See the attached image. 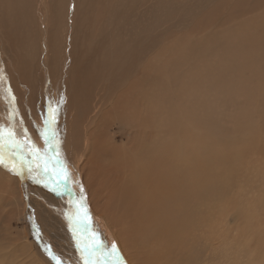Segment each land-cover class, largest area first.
Segmentation results:
<instances>
[{
    "label": "bare ground",
    "instance_id": "1",
    "mask_svg": "<svg viewBox=\"0 0 264 264\" xmlns=\"http://www.w3.org/2000/svg\"><path fill=\"white\" fill-rule=\"evenodd\" d=\"M96 1L104 4L97 8L99 23L112 22L109 4L113 0H0V127L12 129L21 143L16 156L3 149L0 201L7 199L9 206L16 196L25 207L33 238L29 248L36 245L38 249L26 264H56L52 254L60 257L63 264H83L81 248L93 241H102L99 252L93 256L97 264H118L120 248L130 264H143L146 260L160 264L166 257L149 254L147 248L152 235L158 233L157 225H162L157 239L168 236L169 245L178 236H184V231L178 233L179 227H174L179 225L173 209L178 190H166V186L176 182L177 165L187 169V177L192 174V168L187 167L201 161L197 151L201 144L195 143L187 161L185 155L162 143L163 132L159 128L148 140L146 132L131 127V139L121 145L124 137L115 136L112 130L115 126L126 127L129 121L131 125H137L135 120L140 124L134 110L145 95L136 82L134 88L129 84L133 59L122 60L119 71L114 72L111 58H100L101 49L113 46L110 40L114 41V35L108 26L89 31L96 15ZM128 1L117 0L124 12H128ZM91 35L96 39L90 41ZM99 40H103L101 45ZM138 52H142L140 46ZM140 53L138 57L142 59ZM103 92L108 96L105 94L102 99L108 100L98 107L95 100ZM151 92L157 93L153 89ZM159 105L161 97L157 104L149 106L157 114ZM99 112L102 129L96 125ZM153 121L157 123L154 114ZM99 129L106 143L99 141ZM139 134L141 141L137 140ZM169 134L175 135L172 131ZM226 141L223 150L217 146V155L225 156L228 149H233L234 144ZM62 170L66 177L61 175ZM207 213L212 217L217 211L208 209ZM39 222L42 228H36ZM151 225L155 227L149 232ZM134 244L137 247L133 251ZM144 253L149 256L139 261L137 256L144 257ZM1 257L9 263L14 261V255H9L8 247L2 245Z\"/></svg>",
    "mask_w": 264,
    "mask_h": 264
},
{
    "label": "rangeland",
    "instance_id": "2",
    "mask_svg": "<svg viewBox=\"0 0 264 264\" xmlns=\"http://www.w3.org/2000/svg\"><path fill=\"white\" fill-rule=\"evenodd\" d=\"M128 4V12H124L117 0L111 1L112 22L102 23H99L97 8L104 4L94 5L96 15L89 29L91 33L97 26L112 29L113 46L101 49L100 58L109 56L114 72L119 71L122 60L133 59L129 84L134 88L136 82V86L143 87L141 92L145 95L138 105L141 107L135 105L134 110L140 124L135 120L137 125L129 121L126 127L115 126L114 135L124 137L123 145L131 139L128 137L131 127L146 132L148 140L159 128L163 132L162 143L185 155L186 160L196 142L202 146L197 148L201 161L187 167L192 168V174L187 177V169L177 165L176 182L166 186V190H178L173 209L179 225L174 227H179L178 233L184 231V236H178L179 239L169 245L168 236L157 239L162 226L158 224V233L154 236L149 233L152 235L147 244L149 254L164 255L166 258L161 259L160 264H264V0H129ZM91 38L90 41L96 39L92 35ZM102 41H98L99 45ZM103 62H107L106 59ZM138 67L139 70H135ZM164 76L168 78L164 80ZM152 89L157 96L150 93ZM105 94L108 93L98 94L95 100L98 107L107 102V97L102 99ZM160 97L162 105L155 114L151 106L157 104ZM153 114L155 119L157 117L156 124ZM99 116L96 125L102 129L100 112ZM101 129L98 130L99 141L107 142ZM141 139L139 134L137 140ZM226 140L234 144L233 149L229 147L225 156L217 155ZM6 200L0 201V248L1 245L8 247L14 261L9 263L1 257L0 261L5 262L0 264L30 263L38 249L36 245L29 248L33 238L25 207L16 196L9 206ZM208 209L217 213L210 217ZM39 219L42 221L43 217ZM40 227L43 225L39 222L36 228ZM153 227L150 226L149 232ZM136 247L134 244L133 251ZM119 252L117 263L130 264L122 248ZM145 256L149 255L144 253V257L137 258L140 261Z\"/></svg>",
    "mask_w": 264,
    "mask_h": 264
},
{
    "label": "snow or ice",
    "instance_id": "3",
    "mask_svg": "<svg viewBox=\"0 0 264 264\" xmlns=\"http://www.w3.org/2000/svg\"><path fill=\"white\" fill-rule=\"evenodd\" d=\"M14 99V97H13ZM7 148L8 151L13 155H19L21 149V143L17 141L15 132L12 129H4L0 127V164H4V152L3 149ZM46 167V165H45ZM13 170H15V162L12 164ZM61 175L67 176L66 171L62 170ZM85 218H87V214L85 213ZM91 236V234H90ZM102 241H93L91 245L85 244L81 248V258L83 260V264H97V261L93 259V256L99 252L100 245ZM78 243V247H79ZM113 251H116V246H112ZM52 258L56 261V264H63V261L60 257L52 254Z\"/></svg>",
    "mask_w": 264,
    "mask_h": 264
}]
</instances>
